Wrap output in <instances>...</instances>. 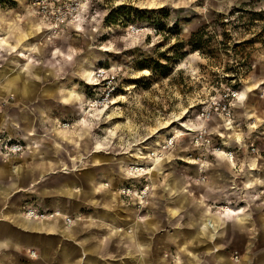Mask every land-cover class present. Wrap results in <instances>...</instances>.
<instances>
[{
  "label": "crops",
  "instance_id": "1",
  "mask_svg": "<svg viewBox=\"0 0 264 264\" xmlns=\"http://www.w3.org/2000/svg\"><path fill=\"white\" fill-rule=\"evenodd\" d=\"M6 21L30 36L31 31L17 19ZM8 26L0 28L5 32ZM0 38V47L7 46L1 32ZM30 38L19 45L34 58L31 71L25 51L20 50V59L12 67L8 64L14 59L8 51L1 47L4 52L0 53V98L14 96V104H20L13 110L0 107V132L25 144L18 153L0 151V264H178L176 257L173 263L165 258L170 245L177 247L181 264H243L248 253L241 255L244 261L236 262L226 250L235 236L264 230L262 156L256 160L258 155L247 149L245 139H233L227 148L237 154L239 176L229 158L216 150L211 151L213 159L202 162V171L195 160L179 171L175 163L166 166L165 161L156 171L131 176V162L152 161L135 154L146 147L148 143L138 146L146 140L118 143L119 133L103 130L101 135L95 129L94 114L84 112L70 126L60 125L67 117L53 107L73 104L79 108L77 97L85 100L84 94L60 80L57 68L37 58L39 44ZM55 55L52 51L50 57ZM90 71L86 65L84 76L92 80ZM26 77L31 82L25 92ZM217 123L221 122L212 121V130L223 135L224 128H215ZM231 133L246 137L245 132ZM203 174L206 179L199 178ZM139 181L149 184L152 192L143 209L121 193L124 184ZM220 202L236 207L228 213L232 216L219 209ZM27 206L60 210L63 215L30 219L24 212ZM67 215L74 216L70 225ZM207 218L220 224L216 232L206 227ZM218 242L222 254H210L219 251ZM31 251L37 256L31 257ZM191 253L196 254L194 260ZM256 264H264V257Z\"/></svg>",
  "mask_w": 264,
  "mask_h": 264
},
{
  "label": "rangeland",
  "instance_id": "2",
  "mask_svg": "<svg viewBox=\"0 0 264 264\" xmlns=\"http://www.w3.org/2000/svg\"><path fill=\"white\" fill-rule=\"evenodd\" d=\"M7 19H17L30 30L29 41L39 44L37 58L57 68L60 80L84 94L85 100L74 95L79 108L52 106L67 117L63 122L71 125L83 112L94 114L101 135L103 130L117 132L122 144L144 139L138 144L148 143L143 151L163 152V143L184 130L181 123L198 125V114L209 101L229 98L235 103L234 117L227 121L217 113L207 122L209 144L197 146L193 134L186 133L166 147V156L157 153L155 158L166 161V166L175 163L179 171L191 161L213 159L215 147L233 149L227 148L233 139H245L247 149L258 155L255 159L264 160V0H0V25L9 24L5 32L0 28L8 43L1 47L14 59L8 65H16L23 50L31 71L34 58L19 45L30 36ZM204 26L210 37L205 35L202 49H196L190 38ZM14 44L17 50L10 51ZM52 51L57 57H50ZM86 65L96 70L92 80L84 76ZM25 82L26 92L31 79L26 77ZM230 88L239 89V94L227 95ZM15 100L0 98V107L13 110L20 105ZM215 119L221 122L215 128H224L223 135L212 130ZM235 131L246 137L231 133ZM160 168L165 172L163 165ZM226 216L232 215L226 211ZM218 243L219 251L210 254H222ZM176 250L166 246L165 258L173 263L176 257L181 264ZM226 252L248 253L245 261L241 258L243 264H256L264 257V230L235 236ZM190 255L194 260L196 254Z\"/></svg>",
  "mask_w": 264,
  "mask_h": 264
},
{
  "label": "built area",
  "instance_id": "3",
  "mask_svg": "<svg viewBox=\"0 0 264 264\" xmlns=\"http://www.w3.org/2000/svg\"><path fill=\"white\" fill-rule=\"evenodd\" d=\"M112 90V89H111ZM110 90V91H111ZM239 89L237 88H230V92L227 93V95H238ZM234 101H232L229 98H220V100L212 99L208 102L207 107L203 108V110L198 114V118L201 120V122L198 125H193L195 129H184L185 132L182 135H185L186 133H192L193 134V141L195 145H205L209 144L211 142V130L208 128L207 122L214 118L215 114L220 113L222 114L227 121H231L234 117ZM64 126H69L70 122L65 121L63 122ZM189 130V131H188ZM176 136L175 134L170 136L169 139L163 143V152L162 151H146V155L152 159L150 162H143V161H133L128 166V172L131 176L134 177H141L145 173H148V171L152 170L154 158L158 155H164L166 156V147H171L175 145L176 142ZM25 148V144L18 139H14L8 134H4L0 132V151L4 154H13L23 151ZM216 150L224 151L223 153L229 158L230 162L232 163V169L234 170V174L239 176L242 174L241 166L237 163V154L235 150L233 149H222L221 147H215ZM251 149L253 151H257L258 148L255 145L251 146ZM200 158V157H199ZM199 169L202 171V163L200 162ZM200 179H206V175H200ZM121 193L129 198L133 203H135L138 208L143 209L146 208V206L150 202V198L152 196L151 188L149 184H143L141 181L139 183H129L124 184L121 187ZM230 205L227 202H220L218 204V207L222 211H226V207ZM25 214L28 217L35 218V220H44V218H47L49 214L51 216H58L57 210H42L35 206H27L24 210ZM67 223L70 225L73 220L74 216L67 215ZM120 230V228H119ZM31 257H36L37 253L35 251L30 252ZM234 260L236 262L241 261V255L236 253L233 256Z\"/></svg>",
  "mask_w": 264,
  "mask_h": 264
},
{
  "label": "bare ground",
  "instance_id": "4",
  "mask_svg": "<svg viewBox=\"0 0 264 264\" xmlns=\"http://www.w3.org/2000/svg\"><path fill=\"white\" fill-rule=\"evenodd\" d=\"M90 72H91L90 73V75H91V74H93L94 71L91 70ZM95 72H96V70H95ZM238 94H239V92H238ZM240 95L244 96V92H241ZM225 125H226V127H228V125L226 123H225ZM180 126H182L184 129H192V130L195 129V127L190 126V124H188V123H181ZM178 131L179 132L176 134V137H179L182 134H184V132L181 131V129H179ZM141 150L142 149L137 150V152L135 153L137 157H146V156H148V155H145V153H143V151H141ZM160 163H162V162H161V160L158 157L157 158H154V163H153L154 166H153L152 170H155L156 171V168L158 167V165ZM57 211H58V216L63 215L60 210H57ZM226 211H227V213L232 212L233 211V208L230 207V206H227L226 207ZM58 216H51V214H49L47 218H44V220H46V219H54V218H56ZM29 218L31 219V217H29ZM59 218H61V217H59ZM205 225H206V227L211 228L215 232L218 230V228L220 226V224H215L214 221L212 219H210V218H207L205 220Z\"/></svg>",
  "mask_w": 264,
  "mask_h": 264
},
{
  "label": "trees",
  "instance_id": "5",
  "mask_svg": "<svg viewBox=\"0 0 264 264\" xmlns=\"http://www.w3.org/2000/svg\"><path fill=\"white\" fill-rule=\"evenodd\" d=\"M121 5L124 6V4H121ZM205 35H208L210 37L209 33L206 31V26L198 29L197 31H194L192 33L191 38H190V43L192 44V46H194V48H196V49L201 50L202 49V43L204 42L203 40L205 39L204 38Z\"/></svg>",
  "mask_w": 264,
  "mask_h": 264
}]
</instances>
